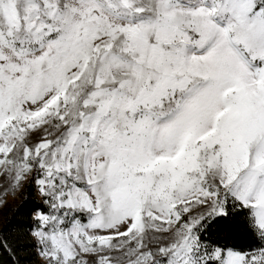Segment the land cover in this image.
Wrapping results in <instances>:
<instances>
[{"label":"snow or ice","instance_id":"6c2138e0","mask_svg":"<svg viewBox=\"0 0 264 264\" xmlns=\"http://www.w3.org/2000/svg\"><path fill=\"white\" fill-rule=\"evenodd\" d=\"M0 264H264V0H0Z\"/></svg>","mask_w":264,"mask_h":264},{"label":"rangeland","instance_id":"374dc122","mask_svg":"<svg viewBox=\"0 0 264 264\" xmlns=\"http://www.w3.org/2000/svg\"><path fill=\"white\" fill-rule=\"evenodd\" d=\"M9 201H10V203L12 202V201H11V198H9Z\"/></svg>","mask_w":264,"mask_h":264}]
</instances>
